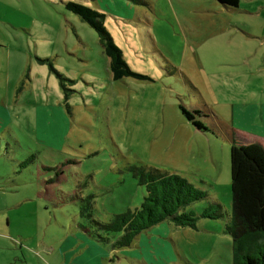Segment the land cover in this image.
Instances as JSON below:
<instances>
[{"label":"rangeland","instance_id":"rangeland-1","mask_svg":"<svg viewBox=\"0 0 264 264\" xmlns=\"http://www.w3.org/2000/svg\"><path fill=\"white\" fill-rule=\"evenodd\" d=\"M68 1L103 14L131 70L149 79L113 81L97 33ZM180 104L201 112L207 131ZM8 106L0 230L16 236L27 264H71L80 237L107 253L106 264H233L227 128L243 144L264 139V0H239L236 10L212 0H0V111ZM139 168L200 188L205 198L185 212L217 203L223 217L199 218L195 229L171 223L164 255L145 243L111 252L91 221L140 206ZM13 253L0 240V264L14 263Z\"/></svg>","mask_w":264,"mask_h":264},{"label":"trees","instance_id":"trees-1","mask_svg":"<svg viewBox=\"0 0 264 264\" xmlns=\"http://www.w3.org/2000/svg\"><path fill=\"white\" fill-rule=\"evenodd\" d=\"M135 4V0H126ZM227 9H236L239 0H212ZM65 9L88 24L98 35L103 53L108 58V68L113 81L125 78L148 80L146 75L131 70L122 51L106 31L104 15L84 5L66 2ZM43 59L42 62H46ZM56 75L63 76L56 70ZM182 114L197 130L207 131L195 116L199 111H189L179 105ZM230 186L232 211L224 232L233 241V264H264V149L258 144H239L229 139ZM139 184L145 195L138 208L117 214L108 223L92 220L96 226L94 238L112 251L129 248L137 236L162 223L195 229L197 219L223 217L217 203L210 204L199 215L185 212V208L205 198V193L176 173L139 168ZM88 234L92 235L89 231ZM159 247H165L160 243ZM169 248L171 250L170 244ZM161 249V255L166 254Z\"/></svg>","mask_w":264,"mask_h":264},{"label":"crops","instance_id":"crops-1","mask_svg":"<svg viewBox=\"0 0 264 264\" xmlns=\"http://www.w3.org/2000/svg\"><path fill=\"white\" fill-rule=\"evenodd\" d=\"M2 105H3V103H2ZM8 108H9V106L5 107V109L3 111H0V130H4V129L6 130L7 129V125L10 124V121H8V118H9V116H8V113H9L8 112ZM2 113H4V116L2 115ZM6 116H7V118H6ZM7 122H8V124H7ZM227 131H229L230 139H233V140H236V136L240 135V133H238L236 130H234L232 128H229V127L227 128ZM2 134H3V132L1 131L0 132V145L3 142L2 139L4 138V137H2ZM262 135H264V134H262ZM9 138H11V137H9ZM240 139H242V138H240ZM5 140H7V139H5ZM237 142L239 144H243L240 140H237ZM257 143H260V145L264 149V139L263 138H259L258 137V139L250 141V143H246V144H257ZM196 184L197 183H195V185ZM3 191H5V190L0 188V196H2L4 194ZM158 227L163 228L165 230H158V232H156L157 231L156 229H158ZM170 227H171L170 224L162 223L161 225H158V226H156V227H154V228H152L150 230H147V231L143 232L142 234L137 236L135 238V240L132 242V243H137L138 246L135 247V246H133L131 244V246L129 248H139L140 245L143 244V243H145V246H147V247L148 246L149 247L150 246L154 247V244L159 246V245H161L160 243H163V245H165V247L163 246V247H160V248L162 250H164V252L170 251L169 243H171L173 241V239L171 237L172 229H168ZM85 232H89V231L85 230ZM76 236H77V234H76ZM147 236L149 238H147ZM159 236H160V240L157 239ZM15 237L16 236H13L12 234H9V233L7 234V230H5V229L2 230V231L0 230V240L4 241L8 245L9 249H14V251H16V252H18L20 254V256L14 255V253L12 254L13 258H15V262L12 263V264H27L26 255L23 252L22 245L19 244V243H16L14 241ZM80 238L81 239L79 241L73 242L72 243V247L69 248V251H72L71 264H96V263L93 262L94 260H100L101 262H103V264L107 263V259H106L107 258L106 257L107 253L103 252L99 245H97L96 243H93L92 241H90V240H88L86 238H82V237H80ZM10 239H12L14 241V244H16L14 247L10 244ZM18 240H21V239H18ZM76 247H78V250L75 249ZM129 248H126V249H129ZM126 249H120V250H116V251H112L111 249L110 250H111V252H114L116 254H117V252H119V254H121V253L125 254L126 253L125 252ZM53 251H54V249H51V252H53ZM95 251H98V255L94 254ZM85 253H88V255L91 258H88V259L87 258H82V256L85 255ZM141 253H142V258L144 260H145V258H144L143 254L146 255V258L148 256L151 257V255L153 257H155V255L154 254H150L149 251H146V252L143 251ZM45 254L47 256L51 255V253H49L48 251ZM102 254H105L106 256H104V258H102L101 257ZM65 260H64V262L65 263L67 262L66 264H68L67 259H65ZM56 262H58L57 256H56ZM147 262H148V259H147Z\"/></svg>","mask_w":264,"mask_h":264}]
</instances>
